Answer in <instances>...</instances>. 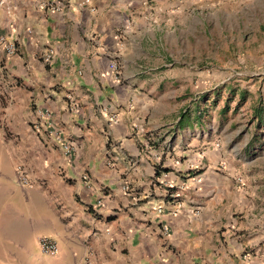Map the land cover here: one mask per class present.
Segmentation results:
<instances>
[{
	"label": "crops",
	"instance_id": "crops-1",
	"mask_svg": "<svg viewBox=\"0 0 264 264\" xmlns=\"http://www.w3.org/2000/svg\"><path fill=\"white\" fill-rule=\"evenodd\" d=\"M178 2L0 0V264H41L40 239L53 264H264V169L197 119L150 120L144 65L170 59L145 21Z\"/></svg>",
	"mask_w": 264,
	"mask_h": 264
},
{
	"label": "rangeland",
	"instance_id": "rangeland-1",
	"mask_svg": "<svg viewBox=\"0 0 264 264\" xmlns=\"http://www.w3.org/2000/svg\"><path fill=\"white\" fill-rule=\"evenodd\" d=\"M154 11L156 21L145 23L162 29L159 54L170 62L144 65L160 73L162 90L146 92L152 106L142 105V111L160 114L150 119L154 123L197 119L239 163L255 161L256 170L264 169V128L251 118L264 105V0H179L168 9H151L150 17ZM53 256L40 248L37 257L53 264Z\"/></svg>",
	"mask_w": 264,
	"mask_h": 264
},
{
	"label": "built area",
	"instance_id": "built-area-1",
	"mask_svg": "<svg viewBox=\"0 0 264 264\" xmlns=\"http://www.w3.org/2000/svg\"><path fill=\"white\" fill-rule=\"evenodd\" d=\"M55 10H56V8H55ZM0 40L3 41L2 38ZM7 53H9L10 55L15 53V49H14L13 45H10L7 47ZM51 54H52L51 51L47 54V56L45 57L46 61H49ZM44 114L46 116H48L49 112L44 111ZM64 149L66 150V153L70 152V149L68 146H65ZM174 166L175 167L180 166V161H175ZM187 166L190 170H192V171L195 170L194 163H188ZM15 174H16V179H17L19 185L25 186V187H32V183L28 180V177L26 175V171L23 169V167L17 166L16 170H15ZM191 180L195 184L201 183V179L197 174H194L193 177H191ZM235 180L237 183H242V181H243L241 177H237ZM152 211L161 215V214H164V207H159V206L158 207H152ZM196 214H197V212H196ZM162 232H163V234H167V228H163ZM39 244H40L41 251L44 254L56 255L58 252L56 242L51 240V239H40Z\"/></svg>",
	"mask_w": 264,
	"mask_h": 264
},
{
	"label": "trees",
	"instance_id": "trees-1",
	"mask_svg": "<svg viewBox=\"0 0 264 264\" xmlns=\"http://www.w3.org/2000/svg\"><path fill=\"white\" fill-rule=\"evenodd\" d=\"M233 92L232 90L229 91V93ZM217 95V93H216ZM232 96V95H231ZM242 98H244V94L241 95ZM251 118L256 123V127L264 128V105L261 106L258 105L252 110Z\"/></svg>",
	"mask_w": 264,
	"mask_h": 264
}]
</instances>
